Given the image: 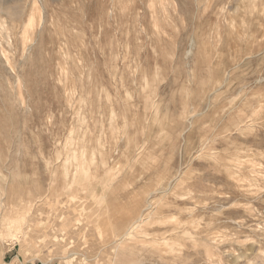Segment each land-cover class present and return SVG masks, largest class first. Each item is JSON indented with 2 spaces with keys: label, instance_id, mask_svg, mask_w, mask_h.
Returning a JSON list of instances; mask_svg holds the SVG:
<instances>
[{
  "label": "rangeland",
  "instance_id": "rangeland-1",
  "mask_svg": "<svg viewBox=\"0 0 264 264\" xmlns=\"http://www.w3.org/2000/svg\"><path fill=\"white\" fill-rule=\"evenodd\" d=\"M17 263L264 264V0H0Z\"/></svg>",
  "mask_w": 264,
  "mask_h": 264
},
{
  "label": "bare ground",
  "instance_id": "bare-ground-1",
  "mask_svg": "<svg viewBox=\"0 0 264 264\" xmlns=\"http://www.w3.org/2000/svg\"><path fill=\"white\" fill-rule=\"evenodd\" d=\"M9 12H10V10H9ZM11 13H12V11H11ZM13 13H14V12H13ZM16 13H17V12H16ZM16 13H15V14H16ZM9 15H10V14H9ZM10 16H11V15H10ZM13 16H15V15H13ZM12 18H13V17H12ZM24 35H25V34H24ZM75 156H76V155H75ZM83 166H84V165H83ZM82 169H83V168H82ZM82 169H81V170H82ZM84 169H86V168L84 167ZM83 171H84V170H83ZM86 173H87V172H86ZM88 174H89V173H88ZM77 179H78V178H77ZM168 184H169V183H168ZM85 185H86V184H85ZM86 187H87V186H86ZM63 188H64V187H63ZM63 191H64V190H63ZM37 202H38V201H37ZM37 202H36V203H37ZM42 205H43V204H42ZM32 207H33V206H32ZM39 207H40V206H39ZM148 207H149V206H148ZM33 208H34V207H33ZM110 209H111V208H110ZM54 217H55V216H54ZM141 217H142V216H141ZM173 217H174V216H173ZM142 218H144V217H142ZM142 218H141V220H142ZM143 221H144V220H143ZM138 222H139V221H138ZM140 222H141V221H140ZM140 222H139V223H140ZM141 223H142V222H141ZM135 225H136V224H135ZM135 225H134V226H135ZM136 226H137V225H136ZM118 228H119V227H118ZM131 229H132V227H131ZM133 232H134V231H133ZM141 232H142V231H141ZM171 233H172V232H171ZM125 234H129V235H130V231H129L128 233L126 232ZM132 234H133V233H132ZM169 235H170V234H169ZM130 236H131V235H130ZM166 237H167V236H166ZM118 239H119V238H118ZM156 239H158V238H156ZM164 239H165V238H164ZM164 239H162V240H164ZM19 240H20V239H19ZM116 241H117V240H116ZM120 244H122V243H120ZM137 245H138V244H137ZM122 257H123V256H122ZM126 259H127V258H126ZM128 259H129V258H128ZM128 259H127V260H128ZM132 260H133V259H132ZM138 260H140L139 257H138ZM142 261H143V260H142ZM122 262H123V261H122ZM130 262H132V261H130ZM181 263H182V262H181Z\"/></svg>",
  "mask_w": 264,
  "mask_h": 264
},
{
  "label": "crops",
  "instance_id": "crops-1",
  "mask_svg": "<svg viewBox=\"0 0 264 264\" xmlns=\"http://www.w3.org/2000/svg\"><path fill=\"white\" fill-rule=\"evenodd\" d=\"M18 264V263H17ZM20 264H23V263H20ZM25 264H33V263H25ZM40 264H43V263H40Z\"/></svg>",
  "mask_w": 264,
  "mask_h": 264
}]
</instances>
